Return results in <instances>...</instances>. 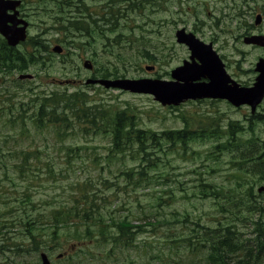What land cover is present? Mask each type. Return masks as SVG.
I'll list each match as a JSON object with an SVG mask.
<instances>
[{"label":"rangeland","instance_id":"obj_1","mask_svg":"<svg viewBox=\"0 0 264 264\" xmlns=\"http://www.w3.org/2000/svg\"><path fill=\"white\" fill-rule=\"evenodd\" d=\"M144 1L139 13H129V20L120 21L119 26L111 33V38H115L113 44L116 46L109 48V55L97 58L99 63L105 60L103 68L109 66L106 68L111 72L118 69L117 73L123 74L125 78H148L152 76L147 74L145 67L156 65L153 63L158 61L160 67L156 74L163 75L188 55V49L175 42L172 35L174 27L170 26L172 22L177 21L180 25V21L183 20L185 25L191 28L202 19H206L211 23L207 27L209 31L205 33L212 37L218 48H221L225 59L223 62L229 68L228 73L231 76L236 74L235 80L241 84H247L252 80V70L260 52L243 43L242 36L246 30L244 25L253 20V17H246L248 5L240 9L239 15L238 13L234 15L228 9L224 12L227 4L232 0H195L201 4L196 9L192 8V15L186 18L187 13L184 15V9L190 5L189 1H185L180 8L182 11L176 9V4L172 0ZM255 1L248 0L247 4L254 6V3L258 4L260 0ZM135 6L138 8V5ZM215 7L219 10L216 18L213 12ZM256 8L264 11V4H258ZM173 14L176 16L174 17ZM32 18L34 22L39 23L41 16L36 14L32 15ZM260 29L259 31L264 34V22ZM31 32L30 34L34 35V31L31 30ZM120 35L128 39V42L122 41L119 44ZM170 35L171 38L167 44L165 38ZM160 52H171L173 57L171 60H157V54ZM113 53H115L114 58ZM41 61L43 65L32 66L25 71L11 70L9 76H4L5 81L9 82L23 72L34 75V80L21 83L24 90H30L26 91V95L34 96L35 93L40 95L51 93L56 84L50 83V80L78 81L79 78L89 75L82 65L76 68L68 58H43ZM0 83L1 86L3 82L0 81ZM65 90H68V94L76 90L85 92L86 94L81 95L85 103L91 100L92 106H99V109L112 104L116 113L125 110L126 116L133 117L135 129H141L145 134L154 133L160 139L153 151L162 157L164 171L168 174L163 186H160L159 182H150L144 187H138L133 193L116 191V197L113 195V198L104 203L107 209L102 204L98 206L106 212L104 220L121 219L125 216L137 224V219L141 220L144 211L148 213L144 218H149L151 214L155 215V212H158L162 217H164L163 214L167 215V219L170 218V212L175 214L180 212L187 218L188 223L199 222L204 227H214L215 222L219 221L217 219L219 207L212 199L214 197L209 196L206 187L200 184L207 180L225 187L226 191L232 192L231 195L246 194L250 186L255 184L253 196L249 197L239 210H233L232 214H225L224 220L221 221L225 222L231 217H238L243 233H247L243 238H255L258 231L261 235L264 234V217L259 220V223L257 221L259 209L264 208V194L256 192L259 186L264 185V180L253 175L254 173L249 169L246 171L232 169L237 179L229 175L231 166L246 158L242 154L245 152L243 149L250 146L248 142L254 144L263 142L256 151L264 150V122H243L248 116L250 117L249 108H233L224 101L212 100L190 102L171 109L161 106L150 95L132 94L127 91H106L103 88L82 87L79 84H75V88L67 85ZM22 94L24 96V92ZM1 98L2 96H0V119H7L10 114L16 120H4L3 124L0 122V235L5 232L12 233L8 238L10 251L6 252L8 259L4 264H40L39 253L44 252L48 255L53 251L50 255L53 264H65L55 260L59 253L68 252L71 247L69 242L66 243L62 239L63 236L68 238L71 233L67 228L57 226L56 217L63 219V214L59 210H67L69 214L75 202L77 207L81 196L86 191L95 193V196L107 197L111 190L103 188L102 180L107 178L115 182L109 172L120 169V163L110 158L103 160L102 168L96 166L92 162V155L98 154L99 151L100 154H106L110 145L108 142L103 145L101 137L95 140L93 136L85 135L80 136L79 140L78 136L71 135L74 130L72 124L53 128L50 132L40 131L33 125H30V130L19 125L21 128L19 132H16L18 124L14 122L25 121L16 115L18 111L9 101L3 103L5 99ZM68 98L70 97L65 96V99ZM52 99L50 101L54 102V98ZM39 118L40 122H47L46 119L40 116ZM27 122L32 121L27 120ZM71 122L77 121L71 120ZM231 124L237 130L232 137L228 135ZM199 127L205 130L203 140L189 141L186 145L180 146V149L178 146L170 148L177 147L175 151L162 146V143H166L163 134ZM211 130L220 132L215 140L207 136ZM96 144H99V148L92 150V146ZM223 144L227 145V148L230 144L233 148L237 145L240 151L239 153L234 151L231 155L227 153L228 151L226 152ZM103 146H107L106 150ZM123 164L125 166L123 169L132 170L134 167L130 161ZM4 172L8 177L4 176ZM99 174V179L96 181ZM172 185L177 186L176 190L171 189L173 198L164 197L168 203L158 205V196L160 194L163 196L161 191L166 190L167 187L170 189ZM181 186L190 187V190L183 194L179 189ZM248 206H250L249 211L246 209ZM93 208L92 200L88 210L93 211ZM52 226H56L57 229H53ZM162 230L168 235L165 228ZM145 231L160 234L161 229L157 228L155 232L147 227ZM77 232V236H81L84 230L80 227ZM191 236L193 238V233ZM95 238L96 236L90 240L84 237L81 251L74 255L76 264L82 261L85 262L84 264H143L146 257L155 264L156 259H165L169 255L170 262L177 258L178 260L187 259L189 263L197 264L204 257V251L200 247L196 250L190 245L200 239L197 237V240L192 239L190 244L188 239H177L188 243L190 247L173 242L171 250V248L160 247V235L139 234L137 242L153 241L154 245L147 252L138 248L131 253H126V249L120 246L118 250H112L110 244L106 247L101 246L102 242L94 245ZM86 240L92 244L88 255L85 252ZM39 243H43L44 246L39 247ZM82 254L85 256H81ZM4 259L5 255L0 253V262ZM260 261L262 262L259 263ZM256 264H264V255Z\"/></svg>","mask_w":264,"mask_h":264},{"label":"trees","instance_id":"obj_2","mask_svg":"<svg viewBox=\"0 0 264 264\" xmlns=\"http://www.w3.org/2000/svg\"><path fill=\"white\" fill-rule=\"evenodd\" d=\"M40 44L39 49L34 47V49L32 48L33 51L29 52L28 50H24L26 52H20L15 50V48L7 46L5 40L0 38V79L3 81L0 86V96H2V100L4 98L7 99L6 102L9 101L15 107V110L18 111L16 115L25 121L14 122L18 124L16 126V132H19L20 126L30 130V125H33L40 131L50 132L53 128L72 124L74 130L71 135L79 137L80 135L85 136L89 134V136H93L96 134V138H102L103 145L107 142L110 145L106 154H94V158L99 156L98 161L102 162V164L104 159L109 160L110 158L120 163V169L115 172H109L112 179H115V182L107 178L102 180L103 188L111 190L107 197L103 198L101 195H96V197L95 193L86 191L81 196L77 207L75 202L69 214H67V210H59L60 213L63 214V219L60 220L56 217L58 222L57 226L61 225V227L67 228L71 233L68 238L64 236L62 238L64 242H69L71 246L68 252V264L77 263H75L74 255L79 250L81 251L78 245L82 244L84 237L91 240L96 236L94 245L102 242L103 245L101 244V246L105 247L107 244H116L126 249L125 251L129 249L136 250L138 248L147 251V249L152 246L153 241L135 244L139 233L142 235L150 234L152 236L160 235V247H165L166 249L171 248L172 250L173 242L189 247L191 245L194 249L196 248V250L200 247L204 251V257L201 259V262L197 264H255L257 259L263 254V252L260 251L264 248L263 240L259 238V241H255L254 239L253 245H251L248 243L251 241L250 238H247V240H245V238L240 240L234 232L239 219L231 217L225 222L221 221L224 220L223 216L225 214H232L233 210H239V207L243 206L248 198L253 196V186H255V184H252L248 192L242 195L239 193H233L231 195L230 193L232 192L226 191L225 187H221L207 180H204V182L200 184L206 187L209 196L214 197L212 199L217 202L219 207V216L217 218L219 221L215 222L216 224L214 227H204L200 225L199 222L197 224H193V222L188 223L187 218L180 212H177L178 214L170 212V218L167 219V215L165 216L163 214L164 217H162L158 212H155V215L151 214L149 218H144L148 215V213L144 211L141 220L137 219L140 221V223L137 224L134 223L132 219L125 216L121 219L104 220L106 212L98 206L101 204L103 206L104 203H107L106 201L113 198V195L116 197V191L120 190L121 192L128 191L133 193L138 187H144L150 182H159V185L163 186L168 178V174L164 171V165H162L163 162L161 160L162 157H159L157 153L153 151L159 144L160 139H158L154 133L145 134L143 130L135 129V122L132 121L133 117L126 116L125 110L116 113L112 105H108L104 109H99V106H87L85 100L81 98V95L85 93L81 91H74L70 94H68L66 90L61 92L52 91L46 95L35 93L34 96H28L26 95V91L30 90H24L21 87V83L16 79H12L9 82L5 81L4 76H9L11 70L18 69V71H24L30 66L43 65L40 60V50H45L46 46L45 44ZM100 77H107L104 69H102ZM22 92H24V96ZM65 96H69L70 98L65 99ZM52 98H54V102L50 101L53 100ZM8 116L10 117L9 120L16 121L10 114H8ZM39 116L42 119H46L47 122H40ZM65 119H80L86 122H64ZM255 119L258 120L260 118L256 116ZM27 120L32 122H27ZM251 122H253V120ZM198 124L200 126V123ZM199 129L201 128L199 127ZM229 130L228 135L231 137L234 132L237 131L232 124ZM219 133L218 130H211V136L208 135V138L215 140ZM198 137L201 139V135H197L193 131H169L163 134L166 143H162V146L167 147L170 151H175L178 149L177 147L173 149L170 148L178 146L180 149V146H184L189 141L195 140ZM248 143L250 146L244 148L243 151L245 152L242 154L243 157L246 158L241 160L242 162L234 163V165L231 166L229 175L237 179L232 169L241 171L249 169L254 173L253 175H257L260 179L264 180V150L256 151L259 145H263V142H258L256 144L251 142ZM223 147L226 152L228 151L227 153L231 155L234 151L238 153L240 151L237 145L233 148V145L230 144V147L227 148V145L223 144ZM98 148L99 144H96L92 147V150H97ZM103 148L106 150L107 146H103ZM233 160L234 159H232V161ZM127 161L132 162L134 167L132 170L123 172V167H125L123 163L126 164ZM4 176L8 177L6 172H4ZM99 176L100 174L96 177V181H98ZM92 178L93 177H91V179ZM88 185L90 186V184ZM171 189L176 190L177 186L172 185L170 189L167 187L166 190H162L161 193L163 196L161 194L158 196V205L168 203L164 200V197L166 199L173 198ZM179 189L185 194L190 190V187L181 186ZM247 194H249V196L245 198ZM92 200L94 208L93 211H90L88 208L91 207ZM104 206L107 209V206ZM246 209L249 211L250 206L246 207ZM258 216L259 220L264 217V208L259 209ZM66 221L67 223H65ZM193 226L195 227L193 228ZM80 227L81 230H84V233L81 236H77V229ZM147 227L155 230V232L157 228L161 229V232L160 234L145 230L140 232L143 228ZM52 228L55 230L57 229L56 226H52ZM163 228L166 229L168 235L163 232ZM192 233L193 238L191 236ZM10 235H12L11 232H5L0 235V253L5 255V259L1 261L0 264L6 263L8 259L6 252L10 251L8 242ZM239 235H243V233ZM196 237L200 239L195 242V244H190L192 239H196ZM181 238L184 240L188 239L187 241L190 245L186 242L177 240ZM84 243H87L85 252L88 255L90 254V247L92 244L88 243L87 240ZM43 246V243H39V247L42 248ZM73 246H75L74 249ZM253 252L255 254H253ZM81 256L85 255L82 254ZM38 259L40 261L39 255ZM170 259V255L165 259L158 258L155 264H194L189 263L187 259L178 260L176 258L171 262ZM59 262H64V259H60ZM152 262L153 261L146 259L143 264H153ZM84 263V261L80 262V264Z\"/></svg>","mask_w":264,"mask_h":264},{"label":"flooded vegetation","instance_id":"obj_3","mask_svg":"<svg viewBox=\"0 0 264 264\" xmlns=\"http://www.w3.org/2000/svg\"><path fill=\"white\" fill-rule=\"evenodd\" d=\"M43 1L47 9L52 10L55 13L66 15L67 17L72 16L70 20L72 21V24L76 29V33L74 34V37H75L74 41H75V45L77 46H79L80 44H86L85 42L86 39L94 40L96 36L105 37L106 34L110 32V30H112L113 17H114L113 13L115 11L120 12L119 22L120 21L126 22L129 20L128 14L132 12L139 13V10L142 7L143 2H145L144 0H119L120 6L122 9L113 10L112 9L113 0H43ZM153 1L156 2V0H153ZM172 1L176 4V9L179 8V10L181 11L182 9L180 8L183 7V4L185 3V1H189L188 3L190 5L186 6L187 10L184 9V15L187 13L186 18L192 14L191 13L193 12L192 8L196 9L201 4V2H196L195 0H172ZM250 1L254 2L255 0H250ZM34 2L35 0H29V4L34 3ZM247 3H248V0H232V2L227 5V9L230 10L231 12L238 13L237 15H239L240 9H242L243 6L248 5V11L246 13V17H251V18L253 17V20L248 22V24L244 25V28L246 30H244L242 39H245V37H248V36H264V34L259 31L261 30L260 28L264 22V13H263L264 11L256 8L258 4H264V0L258 1V4L254 3V6H252L251 4H247ZM135 5H138V8H136ZM29 9H31V7H29ZM213 10L216 15L219 14V10L216 7L215 9L213 8ZM179 14L180 12L178 13V15ZM173 15L174 17L176 16V14H173ZM48 19L49 21H52L54 17L49 16ZM56 19L58 21H63L64 18L63 16H59V17L57 16ZM66 20L68 21L69 19L66 18ZM180 22H181L180 25L177 23V21L172 22L173 24L170 25L174 27L172 31V35L176 43H177L176 33L180 29L179 31H183L185 34L193 33L202 42L211 44L212 48L215 49L217 53L219 52V55L223 57V55L221 54V51H219L220 48H217L218 47L217 43L213 39H211L212 37H209L208 35L205 34V31H207V27H206L207 23L205 20L202 19L200 23L195 24L191 28L186 26L183 20H181ZM177 25H179V27H177ZM170 38H171V35L165 38V41H167V44H169ZM124 41L127 42L128 39L124 38ZM214 44L216 47L214 46ZM110 46H111V38L108 36L106 39H104V43L101 45V47L98 48V51L97 49L96 50L94 49V46H90V45L85 47L84 49V53H86L85 55H81V52H80L81 48L79 49V51L77 50L78 52H80L79 57H77V66L82 65L83 67L85 61H89L92 64L93 69L91 71H88L89 75L87 77L89 78L95 77L99 79L102 73V69H100V71L98 70L100 68V65L104 64L105 60L102 63H99L97 58L104 56V55H109L108 51H109ZM182 46H185V45H182ZM250 46L256 48L260 52V55L257 56L258 62L260 59H264V47L255 45V44L250 45ZM172 57L173 55L171 52H168V53L160 52L157 54V60L159 59L160 60H164V59L171 60ZM188 59H190L189 50H188V55L182 58L180 63L177 66L181 65L182 62ZM257 61L255 62V64L257 63ZM153 64H156L157 66L152 65V66L145 67L147 74L151 75L152 78L169 79L170 77L174 76L175 70L177 69V66H175L173 68L168 69L166 72L163 73V75H159L156 73L158 71L157 69L160 67L159 66L160 62L155 61ZM106 67H109V66H105L104 68ZM105 73L109 74L110 72H105ZM252 73H253L252 80L249 83L243 84V85L250 86L254 84L256 76H257L255 69L252 70ZM114 77H117V75L114 74ZM119 77H123V74L122 75L120 74ZM232 77L236 79L237 75L233 74ZM78 82L82 84L81 80H79ZM257 108L259 112L254 114V116L255 117L259 116L260 119H264V98L261 104ZM234 232L236 236L238 237L239 232L238 231H234ZM260 259H261V256L257 259V261H259ZM261 262L262 261H260L259 263Z\"/></svg>","mask_w":264,"mask_h":264},{"label":"water","instance_id":"obj_4","mask_svg":"<svg viewBox=\"0 0 264 264\" xmlns=\"http://www.w3.org/2000/svg\"><path fill=\"white\" fill-rule=\"evenodd\" d=\"M18 1H5L0 0V34L6 39L7 44L10 46L17 45L20 41L25 39V26L19 28L17 25L22 23L21 20L16 18L17 12L12 16H7V10H14ZM8 21H11V25H8ZM179 42H185L181 31L177 34ZM245 43H254L264 47V36H252L245 40ZM200 49V48H199ZM200 59L203 61L202 66H197L195 70V78L184 77L185 72L188 70L187 66L182 67L176 71L175 78L179 81H183L184 85L179 83H165L158 80L150 79H138V80H100L99 83L107 88H119L121 90H127L134 93H151L155 96V99L160 101L162 105L178 104L186 99L189 94V98H223L235 106L249 103L252 105V111L254 106L259 101L264 88V60L260 59L256 66V71L260 74L256 78V83L253 88H240L236 83L232 82L225 72L223 67L219 64V68L216 66V57L213 58V53L204 51L201 49ZM194 71V70H193ZM192 75V74H191ZM201 76H208L210 82L208 84L198 83L191 86V92H189L188 85H191V81L199 79ZM29 75L20 76V79L30 78ZM231 82V84H229ZM260 190H264L261 188ZM43 264H49L45 255H42Z\"/></svg>","mask_w":264,"mask_h":264}]
</instances>
